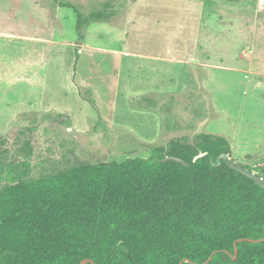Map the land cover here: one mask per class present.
<instances>
[{
    "label": "rangeland",
    "instance_id": "1",
    "mask_svg": "<svg viewBox=\"0 0 264 264\" xmlns=\"http://www.w3.org/2000/svg\"><path fill=\"white\" fill-rule=\"evenodd\" d=\"M62 3L107 18L79 31ZM49 33L63 42L40 62L28 40ZM126 48L139 55L128 67ZM172 59L191 74L178 92ZM154 87H168L167 97ZM202 133L226 138L232 160L264 179V0H0V191L83 165L148 160L154 147Z\"/></svg>",
    "mask_w": 264,
    "mask_h": 264
},
{
    "label": "trees",
    "instance_id": "2",
    "mask_svg": "<svg viewBox=\"0 0 264 264\" xmlns=\"http://www.w3.org/2000/svg\"><path fill=\"white\" fill-rule=\"evenodd\" d=\"M60 6L75 11L79 31L107 18ZM232 153L226 138L202 133L154 147L148 160L83 165L37 185H5L0 264H203L214 252L208 264H264V241L237 242L264 239V189L217 164ZM166 157L188 165L164 163Z\"/></svg>",
    "mask_w": 264,
    "mask_h": 264
},
{
    "label": "crops",
    "instance_id": "3",
    "mask_svg": "<svg viewBox=\"0 0 264 264\" xmlns=\"http://www.w3.org/2000/svg\"><path fill=\"white\" fill-rule=\"evenodd\" d=\"M42 6V5H41ZM43 7V6H42ZM60 7V6H59ZM44 8V7H43ZM46 16H50V20L48 21V22H51V20L54 22V17H53V15H50L49 13L48 14H46ZM104 20V19H103ZM127 21L128 22H132V24H135L136 23V21L137 20H135V19H133V18H130V20H128L127 19ZM126 21V24H128V22ZM99 22V21H98ZM108 22V21H107ZM97 23V22H96ZM108 23H112V20H110ZM123 27H124V25H122ZM104 33V32H103ZM102 32H101V30L100 31H97V33H93V34H95V35H97V36H99V35H104ZM112 35H115L116 37H118V35L117 34H112ZM48 36L49 37H47V38H45V36L44 35H41V36H36V37H33V38H31V39H33V40H28V41H31V42H29V43H33V45L35 46V52H37L38 54H37V58H36V60H39L40 62H43V61H45V60H48V58L49 57H52L54 54H55V51H56V47L57 46H59V45H61V43L63 42V41H61V42H58V39H56V37H53V34H51V33H49L48 34ZM123 36H125L126 38L125 39H123V41L124 40H126L127 38H128V34H123ZM27 37V36H26ZM28 38H30V37H28ZM60 41V40H59ZM125 42V41H124ZM83 45H84V43H82L81 44V46L83 47ZM30 49H29V51H28V53L23 57V59H19L18 60V62L23 66V65H26V63H29L30 61H31V57H32V55H34V53H32L34 50L32 49L33 47H29ZM125 48V47H124ZM123 50V52H122V54L123 55H120L119 57V59H121V61H122V65L123 66H125V67H128L129 65H127L128 63H126L127 62V60H130V59H132L133 57H134V59L136 58L137 59V56H139V55H134L133 57H131L132 56V54H130L129 53V49L128 48H126V50L125 49H122ZM36 56V55H35ZM121 56L123 57V58H121ZM44 57V60H42V58ZM33 58V57H32ZM130 58V59H129ZM148 58H150V59H154V60H157V61H161L159 58H154V57H148ZM135 59V60H136ZM134 60V61H135ZM174 62H176L177 63V66H176V71H177V77H176V79L174 80V81H171V88L173 89V85H175V90L178 92L179 90H184L186 87H189V85H190V82H191V74L189 73V70H188V68H185V66H183V65H185V63H186V61L185 60H178V59H172ZM163 61H165V60H163ZM171 62V61H170ZM178 63H182V66H179V64ZM200 63H203V62H200ZM209 62H207V60H205V66H207L206 64H208ZM134 64H136V63H134ZM20 65V67L22 68V72H23V74L25 73V71H24V69H23V67ZM137 65V64H136ZM187 66V65H186ZM73 74H74V71H73V69H71V67H70V71H69V75H70V79H71V77L73 76ZM160 89H162V88H157V87H154L153 89H152V91L151 92H153L151 95H155L156 97L157 96H159V97H161L160 99H163V94L164 95H166V97H167V93H168V87L165 89V91H167L166 92V94L163 92V91H160ZM174 90V91H175ZM154 92H157V94L156 93H154ZM157 107H159V105H157V104H152V108L151 109H149L148 111L150 112V113H152V114H155L156 113V108Z\"/></svg>",
    "mask_w": 264,
    "mask_h": 264
},
{
    "label": "water",
    "instance_id": "4",
    "mask_svg": "<svg viewBox=\"0 0 264 264\" xmlns=\"http://www.w3.org/2000/svg\"><path fill=\"white\" fill-rule=\"evenodd\" d=\"M204 154L200 155V156H197L194 161H197L200 157H203ZM170 161H175L177 163H181V164H184L185 166H187L188 164L181 158H177V157H166L163 162L166 163V162H170ZM225 162L227 164V166L234 170L235 172H238L244 176H246L247 178L253 180L257 186H259L260 188H263L264 189V179L260 176H258L256 173H254L253 171H250L248 169H246L245 167L241 166V165H238L237 163H235L233 160H232V157L229 155V154H226V155H221L218 159H217V164L220 165L222 162ZM242 241H249V242H261V241H264V239H260V240H244V239H240L238 240L237 242H242ZM236 242V243H237ZM216 252H214L213 254H211V256L209 257V259L204 262L203 264H208L211 260H212V257L213 255L215 254ZM236 255H237V249L235 248V255L233 257V259L235 260L236 259ZM184 262H189V260H184ZM87 263H91V264H94L91 260H83L81 262V264H87ZM183 262H180V264H182Z\"/></svg>",
    "mask_w": 264,
    "mask_h": 264
}]
</instances>
